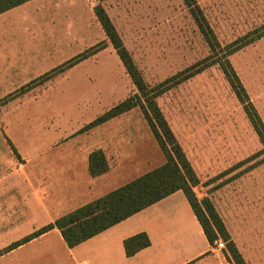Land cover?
I'll return each instance as SVG.
<instances>
[{"label":"crops","instance_id":"crops-1","mask_svg":"<svg viewBox=\"0 0 264 264\" xmlns=\"http://www.w3.org/2000/svg\"><path fill=\"white\" fill-rule=\"evenodd\" d=\"M94 8L90 0H31L0 14V99L105 43ZM105 52L104 47L61 73L51 92L72 108L70 119H63L56 132L41 133L36 142L21 146L16 153L21 162L0 179V250H5L0 264H224L226 259L210 246L180 191L72 249L52 229L10 250L56 220L166 163L139 108L86 130L137 94L125 71L120 86L125 92L129 82L130 92L122 100H113L117 88L112 81L121 74L112 72L106 61L96 64ZM115 61L118 68V56ZM157 107L198 180L195 197L208 199L219 214L214 187H203L218 174L212 163L217 154L195 158L190 152V148H203L193 133L200 123L182 119L178 127L183 131H178ZM8 142L17 148L15 142ZM96 152L104 156L108 171L91 177L88 161ZM226 233L245 264H264V235H235L227 227ZM139 234H145L150 245L127 258L124 241Z\"/></svg>","mask_w":264,"mask_h":264},{"label":"rangeland","instance_id":"rangeland-1","mask_svg":"<svg viewBox=\"0 0 264 264\" xmlns=\"http://www.w3.org/2000/svg\"><path fill=\"white\" fill-rule=\"evenodd\" d=\"M194 1L212 47L183 0H90V5L104 9L149 90L170 80L156 102L172 124L178 127L186 118L200 123L193 133L203 148L190 152L195 158L217 154L212 163L218 174L203 187H214L221 223L235 235H264V144L221 69H232L264 126V0ZM106 48L96 64L106 61L112 72L119 71V79L112 81L117 88L113 100H122L130 92L129 82L124 92L125 70L116 67L107 40ZM196 65L205 69L176 85ZM62 75L0 99V179L21 162L16 154L21 146L36 142L41 133L56 132L63 119H70L72 108L51 92ZM220 243L224 249L219 255L231 264L222 238L213 248ZM4 254L0 250V257Z\"/></svg>","mask_w":264,"mask_h":264},{"label":"trees","instance_id":"trees-1","mask_svg":"<svg viewBox=\"0 0 264 264\" xmlns=\"http://www.w3.org/2000/svg\"><path fill=\"white\" fill-rule=\"evenodd\" d=\"M29 1L31 0H0V14L19 7ZM183 2L195 18L198 28L206 37L209 29L204 19H198V14L201 17V13L195 1L183 0ZM94 15L104 32L107 42L115 51L124 70L135 87L137 94L119 103L108 112L98 117L86 127V130L99 126L134 108H139L165 156L166 163L162 167L140 177L105 197L56 220L53 225H49L30 237L13 244L10 250L52 229H57L66 246L72 249L180 191L188 201L210 246L214 244L218 237L222 238L227 244L226 253L228 254V259L231 264H245L226 233L211 202L208 199L198 201L195 197L193 189L198 186V180L171 133L164 116L156 105L155 100L169 89L167 85L170 83V80L158 85L155 89L149 90L148 86L143 81L141 73L135 67L129 53L124 48L115 31V28L100 5L94 8ZM205 39L208 41L210 47H212L210 40L207 37ZM104 47L105 43L98 44L84 54L46 75L44 78L63 73L85 58L98 53ZM204 69L200 68L198 65L191 67L183 73L184 77L179 80L176 85L192 78ZM221 69L231 90L243 106V110L252 128L261 143L264 144V126L253 106L248 101V97L239 83L237 76L229 66H227V69L224 67ZM107 171L108 167L102 153L96 152L90 155L88 172L91 177H98L105 174ZM149 245V240L145 234H139L127 239L123 244L127 258L133 257L139 251L149 247Z\"/></svg>","mask_w":264,"mask_h":264},{"label":"built area","instance_id":"built-area-1","mask_svg":"<svg viewBox=\"0 0 264 264\" xmlns=\"http://www.w3.org/2000/svg\"><path fill=\"white\" fill-rule=\"evenodd\" d=\"M217 249L221 251L222 249H224V245L222 243L218 244Z\"/></svg>","mask_w":264,"mask_h":264}]
</instances>
